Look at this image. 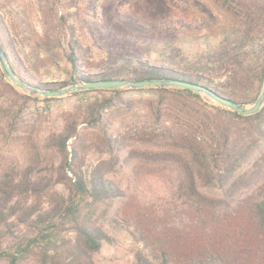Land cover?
Masks as SVG:
<instances>
[{"label": "trees", "instance_id": "obj_1", "mask_svg": "<svg viewBox=\"0 0 264 264\" xmlns=\"http://www.w3.org/2000/svg\"><path fill=\"white\" fill-rule=\"evenodd\" d=\"M96 1L88 4L94 13ZM133 1L115 0L110 23L96 15L83 20L92 42L111 56L99 67L86 65L76 26L56 19L68 66L62 81L41 82L24 70L1 17L0 50L21 81L44 91L180 81L254 105L264 83V0H210L236 22L218 44L201 34L217 23L205 0H166L178 15L152 20L127 10ZM218 72L224 79L210 77ZM146 92L154 99L128 96ZM0 94L17 106L3 139L29 102L72 99L40 144L28 137L20 152L0 149V261L95 264L103 244L114 245L108 228L123 229V222L137 243L131 264H264V104L242 115L174 86L31 97L1 66ZM147 176L164 195L153 216L142 221L137 212L130 224L121 207ZM230 243L238 247L232 255Z\"/></svg>", "mask_w": 264, "mask_h": 264}, {"label": "rangeland", "instance_id": "obj_2", "mask_svg": "<svg viewBox=\"0 0 264 264\" xmlns=\"http://www.w3.org/2000/svg\"><path fill=\"white\" fill-rule=\"evenodd\" d=\"M205 1L212 9L217 23L209 26L201 34L207 35L211 44H218L221 35L232 29L236 22L227 13L217 9L210 0ZM89 3H93L92 0H0L1 20L9 28L14 50L21 59L22 66L26 72L41 82L62 81L67 78L68 66L64 61L63 47L58 43L57 31L55 30V21L60 18L76 26L77 35L80 37L83 47L87 49V57L85 59L87 66L99 67L108 62L111 56L105 52V48L103 50L98 49L92 42L89 38L88 30L85 29L83 20H94L96 15L106 22H112L113 9L116 2L115 0L99 1L100 4L95 13L88 7ZM126 9L149 20L178 15V11L169 6L166 0H135ZM224 75L225 73L218 72L210 77L219 81L224 79ZM26 93H28L26 95L31 97L45 98L30 91H26ZM251 94L252 92H250ZM128 96L135 103L154 99L151 93L148 92ZM202 96L204 99L212 101L207 96L203 94ZM12 104L10 96L0 94V133L6 132L9 123L14 119L17 106L15 107ZM71 104L72 99L54 102H44L39 99L37 102H29L21 116L16 120L12 136L5 139L0 136V149L6 155H11L15 151L20 152L28 145V137L40 144L41 138L53 126L54 120L62 113L69 111ZM119 176L125 179L126 175L122 173ZM147 177L149 178V176ZM133 190L132 198L127 205L121 207L123 216L129 219L130 224L133 222L132 219H134V214L137 212L142 215V221L146 220L144 216L147 212L153 216L156 211L155 205L158 202V198L164 195L161 184L152 177L138 185L137 189L133 188ZM123 216L120 220H122ZM122 224L126 228V224L123 222ZM146 227L147 225L144 223L143 225L141 224L140 229L143 230ZM124 228H108L109 235L114 239V245L103 244L95 258V264L132 263V250L135 249L137 243L130 232L125 231ZM133 229L131 227V230ZM140 229L139 231H133L137 237L140 234ZM242 243L244 242H240V244ZM236 248L238 249V247L230 243L228 251L231 255L235 253ZM0 264H10V262L1 260ZM19 264L37 263L27 260Z\"/></svg>", "mask_w": 264, "mask_h": 264}, {"label": "water", "instance_id": "obj_3", "mask_svg": "<svg viewBox=\"0 0 264 264\" xmlns=\"http://www.w3.org/2000/svg\"><path fill=\"white\" fill-rule=\"evenodd\" d=\"M0 66L4 74L6 75L9 83L13 85L15 88L23 91L25 94H28L26 93V91H30L36 95H41L43 97H61L73 91L79 92L90 89H120V88L137 89L147 86H174L194 92H199L207 96L212 101L218 102L221 106L231 109L242 115H253L256 112H258L262 107V105L264 104V83L262 85L260 94L258 95L254 105L249 108H246L240 106L238 103H236L233 100L218 97L217 95L213 94L210 90L202 86L180 82V81L147 80L143 82H133L127 80H119V81L114 80V81L94 82L83 85H73L56 91H44L21 81L10 68L9 62L7 61L5 55L1 50H0Z\"/></svg>", "mask_w": 264, "mask_h": 264}]
</instances>
